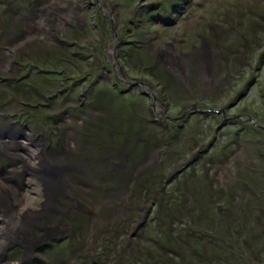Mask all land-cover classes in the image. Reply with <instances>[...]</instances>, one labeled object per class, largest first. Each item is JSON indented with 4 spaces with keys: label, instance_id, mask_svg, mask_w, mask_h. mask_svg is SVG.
Returning a JSON list of instances; mask_svg holds the SVG:
<instances>
[{
    "label": "rangeland",
    "instance_id": "1",
    "mask_svg": "<svg viewBox=\"0 0 264 264\" xmlns=\"http://www.w3.org/2000/svg\"><path fill=\"white\" fill-rule=\"evenodd\" d=\"M109 3L118 52L76 1L0 0V177L48 236L1 257L264 264V0Z\"/></svg>",
    "mask_w": 264,
    "mask_h": 264
},
{
    "label": "bare ground",
    "instance_id": "2",
    "mask_svg": "<svg viewBox=\"0 0 264 264\" xmlns=\"http://www.w3.org/2000/svg\"><path fill=\"white\" fill-rule=\"evenodd\" d=\"M1 122L2 121L0 120V123ZM0 150L3 151L2 148H0ZM6 155H9L8 152ZM38 167V170L44 171L40 174V176L37 175L42 179V181L44 180L46 183L54 181L56 172L51 169V167H48V164H46L45 161L42 164L39 163ZM41 167L43 169H41ZM7 180L9 179L7 178ZM14 186L16 187V185ZM14 186H12L8 181L4 180V178L0 177V231H2L0 234V264H10L5 258L1 257V252L4 244H6V241H15V239L19 240V238H22L23 242H20L26 244L27 247H32L35 242L37 243V239L33 238L28 230L32 224L31 218L33 217V213L30 211V200L26 197L28 194L24 195L23 192L15 190ZM54 188L57 189V186ZM10 226L13 227V229L11 228L12 230H10ZM55 231H57V229ZM45 238H48V236Z\"/></svg>",
    "mask_w": 264,
    "mask_h": 264
},
{
    "label": "flooded vegetation",
    "instance_id": "3",
    "mask_svg": "<svg viewBox=\"0 0 264 264\" xmlns=\"http://www.w3.org/2000/svg\"><path fill=\"white\" fill-rule=\"evenodd\" d=\"M63 1H64V5L61 6L62 9L60 12L67 13V14L69 12H74V13L76 12V10L73 7L74 1H76L77 7L79 6V3L82 4V7H83V9H82L83 13L82 14L85 15L84 20H86V21L88 20L89 22L92 21V23L95 21L97 23H100V24H97V27L100 28L99 30H101L103 32V34L105 33L106 30H108V32L110 31L111 39L116 38V40H118L116 46L113 47V51H117V48L121 44L120 43L121 40H119V38L116 34V30H114L117 27V23H118V19L115 16L117 14V11L115 10L116 6L114 3L110 4L109 0H63ZM142 1L143 0H140L141 3H142ZM143 5H141L140 7L138 6L139 7L138 10L134 14L135 17L138 18L140 16V14H141L140 12L143 11V8H142ZM59 18H60V16H59ZM104 19H106V21ZM68 25H69V23H68ZM111 39H109V42ZM113 62H114L113 66L114 65H117L118 67L120 66L118 61H113ZM98 69H102V67L97 68L96 71H98ZM107 70L109 71V68H107ZM122 72H123V70H122ZM123 73L125 74V72H123ZM123 73H121V74L123 75ZM128 84H129V86H134V88L136 87V85H138L135 83H132V84L128 83ZM58 175H59V173L54 176V180H57L60 183V181L58 179ZM59 189L62 190L63 186L60 187ZM65 212H66V210L61 212V214L63 215V213L65 214ZM38 227H40V226H38ZM10 230H12V229H10ZM37 243L33 246V249H34V247H36ZM21 247L23 248V252H24L23 256H24V254L28 251H26V248L24 247L23 244L21 245ZM5 249H7L6 246H5ZM3 250H4V246H3L2 251ZM2 258H4V256H2Z\"/></svg>",
    "mask_w": 264,
    "mask_h": 264
},
{
    "label": "water",
    "instance_id": "4",
    "mask_svg": "<svg viewBox=\"0 0 264 264\" xmlns=\"http://www.w3.org/2000/svg\"><path fill=\"white\" fill-rule=\"evenodd\" d=\"M116 46V45H115ZM113 61H117L116 60V55H115V52L113 53ZM118 69H119V72H121V73H123L122 72V67L121 66H119L118 67ZM123 76L124 77H128V75L125 73H123ZM129 83H135V84H140V86H141V88H143L144 89V87H149V85H145L143 82H141V81H139L137 78L136 79H134V78H131V82H129ZM150 88V87H149ZM152 96H153V94H152ZM156 101V100H155ZM152 105H153V107L155 106V102H154V98H152ZM191 109H195L194 108V106H192V108ZM163 110H165V108L163 109ZM192 111V110H191ZM189 113H191L190 111H185L184 112V114L182 115V117L183 116H185V115H187V114H189ZM250 123H252L253 125H255L254 124V121L252 120V119H250L249 117H247L246 118ZM257 127L259 128V129H261V130H263L264 131V126H262V125H257ZM41 169H43L42 167H41ZM37 172H39V174H41V173H43L44 171H40V170H38V168H37V170H36ZM56 171H58V168H56Z\"/></svg>",
    "mask_w": 264,
    "mask_h": 264
}]
</instances>
